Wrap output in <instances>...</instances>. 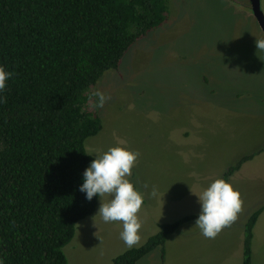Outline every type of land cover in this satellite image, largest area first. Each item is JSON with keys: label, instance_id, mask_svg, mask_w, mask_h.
Segmentation results:
<instances>
[{"label": "rangeland", "instance_id": "rangeland-1", "mask_svg": "<svg viewBox=\"0 0 264 264\" xmlns=\"http://www.w3.org/2000/svg\"><path fill=\"white\" fill-rule=\"evenodd\" d=\"M247 3L169 0L166 20L136 38L91 87L111 100L103 108L91 106L92 96L85 103L102 122L85 140L89 166L119 140L141 153L129 178L145 194L140 244L161 223L200 213L196 194L215 179L233 183L244 201L215 239L202 235L194 217L135 264H243V226L257 208L251 263L264 264V51L256 47L264 32L248 7L241 11ZM100 205L98 196L94 211L76 222L63 246L67 264H111L128 248L122 222L97 216L94 224Z\"/></svg>", "mask_w": 264, "mask_h": 264}, {"label": "trees", "instance_id": "trees-1", "mask_svg": "<svg viewBox=\"0 0 264 264\" xmlns=\"http://www.w3.org/2000/svg\"><path fill=\"white\" fill-rule=\"evenodd\" d=\"M168 11L169 0H0V65L14 73L0 92V264H67L63 246L98 202L80 191L85 140L102 127L85 107L91 87ZM260 209L243 226V264ZM199 214L161 223L111 264H135Z\"/></svg>", "mask_w": 264, "mask_h": 264}, {"label": "clouds", "instance_id": "clouds-1", "mask_svg": "<svg viewBox=\"0 0 264 264\" xmlns=\"http://www.w3.org/2000/svg\"><path fill=\"white\" fill-rule=\"evenodd\" d=\"M256 47L258 52L264 51V39L257 38ZM13 75V72L0 65V92L6 89ZM91 96L96 98L92 107L103 108L105 103L111 100L110 94L99 89ZM140 156L139 150H132L126 141L119 140L117 146L109 148L106 152H97L96 158L83 173L84 182L80 187V191L86 193L89 201L97 195L101 199L98 214L93 217L94 224L96 225L97 216L105 223L122 222L123 228L119 235L128 248L141 242L140 230L143 221L138 214L145 194L129 179ZM157 195V189L153 187L151 196ZM196 195L201 211L195 221V227L201 230L206 239H215L225 227L231 226L237 220L242 211L244 201L241 193L228 180L215 179ZM105 197L110 199L106 201Z\"/></svg>", "mask_w": 264, "mask_h": 264}, {"label": "water", "instance_id": "water-1", "mask_svg": "<svg viewBox=\"0 0 264 264\" xmlns=\"http://www.w3.org/2000/svg\"><path fill=\"white\" fill-rule=\"evenodd\" d=\"M251 4H252L253 13L257 18L259 26L262 30H264V15L260 10L259 0H251Z\"/></svg>", "mask_w": 264, "mask_h": 264}, {"label": "flooded vegetation", "instance_id": "flooded-vegetation-1", "mask_svg": "<svg viewBox=\"0 0 264 264\" xmlns=\"http://www.w3.org/2000/svg\"><path fill=\"white\" fill-rule=\"evenodd\" d=\"M259 6H260V10L262 11V13H263V15H264V10H263V7H262L261 0H259ZM246 7H248V8H247V15H248V16H251V17L255 20V22L259 25V23H258V21H257V18H256V16H255L254 13H253L251 0H248V3H247V4H243V5L241 6V11H244ZM259 27H260V26H259ZM260 29H261V28H260ZM261 30H262V29H261ZM262 32H264V30H262Z\"/></svg>", "mask_w": 264, "mask_h": 264}, {"label": "crops", "instance_id": "crops-1", "mask_svg": "<svg viewBox=\"0 0 264 264\" xmlns=\"http://www.w3.org/2000/svg\"><path fill=\"white\" fill-rule=\"evenodd\" d=\"M199 214V213H198ZM194 218V217H193Z\"/></svg>", "mask_w": 264, "mask_h": 264}]
</instances>
